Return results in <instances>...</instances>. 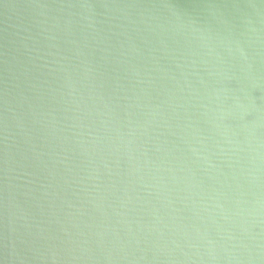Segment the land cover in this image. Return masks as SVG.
<instances>
[{
    "label": "water",
    "instance_id": "1",
    "mask_svg": "<svg viewBox=\"0 0 264 264\" xmlns=\"http://www.w3.org/2000/svg\"><path fill=\"white\" fill-rule=\"evenodd\" d=\"M0 264H264V0H0Z\"/></svg>",
    "mask_w": 264,
    "mask_h": 264
}]
</instances>
